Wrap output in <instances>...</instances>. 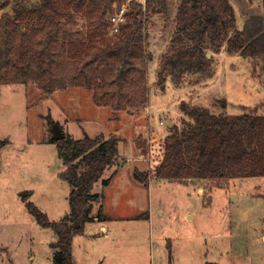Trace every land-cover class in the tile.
Masks as SVG:
<instances>
[{
    "label": "rangeland",
    "instance_id": "1",
    "mask_svg": "<svg viewBox=\"0 0 264 264\" xmlns=\"http://www.w3.org/2000/svg\"><path fill=\"white\" fill-rule=\"evenodd\" d=\"M122 2L127 6L130 0ZM178 4L179 0H169L166 11L146 22L153 56L148 79L155 87L142 110H100L93 92L81 87L46 95L32 82L0 84V138L10 141L1 151L0 264H54L51 243L58 237L39 225L27 208V203L35 204L54 222L71 211L73 188L60 177L64 164L51 141L54 130L49 118L73 140L115 135L123 142L119 144H125L121 149L126 150V162L122 164L119 156L116 164H126L128 192L118 191L120 197L111 196V206L103 209L108 225L115 227L103 264H149L152 256L168 255L170 249L179 264H264V177L229 180L211 197L189 195L183 184L164 179L150 187L147 181L133 184L136 167L143 166L144 171L146 166L132 164L134 159L139 163L146 159L142 144L182 125L183 102L209 106L216 114L239 116L258 110L264 115V57L213 54V68L219 66L220 71L210 91L204 89L206 76L201 74L185 77L179 86L166 74V81L160 80V61L176 31ZM234 6L240 27L246 13L264 16V0H234ZM5 11L10 12L11 6L0 15ZM106 174L103 177L111 180L110 172ZM103 179L96 184L98 191L108 187ZM202 185L210 192L216 189L214 182Z\"/></svg>",
    "mask_w": 264,
    "mask_h": 264
},
{
    "label": "trees",
    "instance_id": "2",
    "mask_svg": "<svg viewBox=\"0 0 264 264\" xmlns=\"http://www.w3.org/2000/svg\"><path fill=\"white\" fill-rule=\"evenodd\" d=\"M121 2L0 0V11L11 6L0 15V84L32 82L46 95L81 87L93 92L97 106L115 113L145 108L150 100L148 62L153 59L146 22L166 11L169 0H130L127 6ZM122 5L124 20L114 32L111 17ZM176 12V31L160 61L161 81H166L165 74L178 86L192 75L212 77L213 54L264 57V16L248 17L239 30L231 0H179ZM180 108L185 114L181 126L142 144L148 169L135 170L138 182L208 180L223 189L229 180L264 177L263 114H216L187 102ZM48 124L59 125L52 118ZM51 141L64 164L60 177L73 188L71 211L54 222L35 204L29 202L27 208L39 225L58 237L51 245L54 264H75L74 239L93 220L94 201L100 198L93 192L95 183L116 163L121 140L85 135ZM9 143L0 138V167L1 151ZM109 182L103 181L107 186ZM97 218L107 221L102 206Z\"/></svg>",
    "mask_w": 264,
    "mask_h": 264
},
{
    "label": "crops",
    "instance_id": "3",
    "mask_svg": "<svg viewBox=\"0 0 264 264\" xmlns=\"http://www.w3.org/2000/svg\"><path fill=\"white\" fill-rule=\"evenodd\" d=\"M33 1H38V0H33ZM231 3L233 5V8L235 10V14H236V20H237V27L239 30H242L244 22L247 20L248 17H250V15L248 13L244 14L243 17H245L244 22L242 23V27H240V24L238 22V11L236 10L235 6H234V0H231ZM242 10V5L241 8ZM262 15V14H261ZM259 16V15H257ZM263 16V15H262ZM225 53V52H223ZM228 55V54H227ZM237 57H240L239 55H236ZM242 58V57H240ZM221 66V65H220ZM215 69V74L212 77L209 78H205L206 79V83L204 86L205 90H209L212 89V86L217 84V77L219 75V71H220V67L218 66ZM150 81V95L151 93H153V89L155 87V83L153 81L150 80V76L149 79ZM215 97V96H214ZM216 98V97H215ZM205 108L209 109V106H204ZM108 107H99L100 110L102 109H107ZM224 114V113H221ZM163 136V135H161ZM168 135H165L163 137H166ZM123 143V142H121ZM121 145H125V144H119L118 146V150H119V156H120V160L122 161V164L126 162V150L123 147V150L121 149L122 146ZM131 159L129 158L128 161L131 164ZM141 163L139 158L134 159L132 164H138V165H142V163L144 162L146 164L144 171H146L148 169L147 166V160L146 159H141ZM127 163V164H129ZM119 164V163H118ZM118 164H114L112 165L113 169H111L109 167V171L110 175H111V180L109 182V186L106 189H102L100 191H98L96 189V184L95 183V187L93 189V192L98 194L100 196V198L96 201H94V209H93V213H92V217L93 220L89 223L86 224L85 226V230L84 233L78 237H80V239H78V237H75L74 242H73V250H72V254H74V263L75 264H103L102 259L105 258V256L108 254L107 253V248H106V244H111V238H112V233L115 232V227L113 226H109L107 221H103L97 218V214H98V210L100 209V207L102 206V208L104 209V211L107 210V205L108 207L111 206L112 202H111V196H119L120 194L118 193V191L120 190H127L128 188V184H127V167L126 164L122 165V166H118ZM140 167V166H139ZM139 167H136V169H139ZM143 167V166H142ZM140 167L139 171L143 172V168ZM135 169V170H136ZM142 170V171H141ZM107 171L105 172L104 176L107 175ZM104 178V180H109L108 178L102 177ZM131 179V177H128ZM166 180V179H164ZM137 181V180H136ZM134 180L133 184L138 186V181L136 182ZM235 181V180H233ZM155 180H149L147 183L149 184V187L152 186V184H154ZM138 183V184H137ZM174 185H178V184H183L184 186H186L188 188V194L189 195H194L195 193L198 196H205L207 195L208 197L212 196L213 191H216L220 188H216L215 190H212V192L208 191L204 185L202 184H212V182L208 181V180H195V181H189V182H172ZM141 184V183H140ZM144 184V183H142ZM96 189V190H95ZM225 190V189H224ZM128 192V191H125ZM207 206V205H206ZM149 221H151V216H148ZM57 242V241H56ZM53 242V243H56ZM262 242H264V238H262ZM52 245V243H51ZM167 256V257H166ZM172 256V264H179L180 262L178 260H176L175 258V254L173 257V252L170 249V253L167 255L165 253H159L158 255H154L152 256L151 260L149 261V264H170V257ZM209 264V263H206ZM218 264V263H216Z\"/></svg>",
    "mask_w": 264,
    "mask_h": 264
},
{
    "label": "built area",
    "instance_id": "4",
    "mask_svg": "<svg viewBox=\"0 0 264 264\" xmlns=\"http://www.w3.org/2000/svg\"><path fill=\"white\" fill-rule=\"evenodd\" d=\"M125 9L126 7L122 5L121 10L114 16L111 17V22L113 23L112 31L118 32V26L122 23L124 20V15H125Z\"/></svg>",
    "mask_w": 264,
    "mask_h": 264
},
{
    "label": "water",
    "instance_id": "5",
    "mask_svg": "<svg viewBox=\"0 0 264 264\" xmlns=\"http://www.w3.org/2000/svg\"><path fill=\"white\" fill-rule=\"evenodd\" d=\"M207 57L208 58L211 57V54L209 53V55H207ZM53 130H54V136H53L54 140L57 141L58 139H65L66 138V135L64 134L62 129L59 127V125L54 126Z\"/></svg>",
    "mask_w": 264,
    "mask_h": 264
}]
</instances>
